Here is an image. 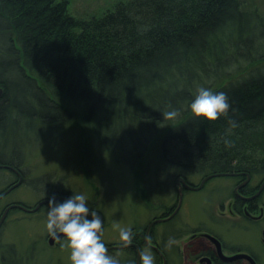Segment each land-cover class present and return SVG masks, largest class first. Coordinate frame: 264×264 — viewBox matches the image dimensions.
I'll list each match as a JSON object with an SVG mask.
<instances>
[{
    "label": "trees",
    "instance_id": "16d2710c",
    "mask_svg": "<svg viewBox=\"0 0 264 264\" xmlns=\"http://www.w3.org/2000/svg\"><path fill=\"white\" fill-rule=\"evenodd\" d=\"M199 86L227 93V117L193 116ZM0 88V164L18 166L10 138L29 144L80 117L130 165L153 145L177 177L263 175L264 13L243 0H121L87 18L63 0H0ZM171 108L181 115L165 121ZM127 251L120 264H136ZM26 263L14 246L2 254Z\"/></svg>",
    "mask_w": 264,
    "mask_h": 264
},
{
    "label": "rangeland",
    "instance_id": "374dc122",
    "mask_svg": "<svg viewBox=\"0 0 264 264\" xmlns=\"http://www.w3.org/2000/svg\"><path fill=\"white\" fill-rule=\"evenodd\" d=\"M63 1L72 14L87 18L121 0ZM243 3L246 8L256 7L264 13V0H243ZM103 127L107 133L106 126ZM23 135L26 134H20L24 138ZM29 141L27 144L25 140L24 145H20L19 138H10L8 141L10 149L13 147L15 150L17 145L15 151L20 154L15 170L24 174V180L0 200V215L8 202L23 201L34 206L48 192L66 190L70 196L74 193L84 194L88 207L103 215V241L107 246H112L119 243L118 232L112 228L114 222L143 234L151 221L170 219L179 210L172 212L178 199V177L170 169L162 171L164 167L157 164L153 157V145L141 161L130 165L132 162L127 159L131 160V152L120 151V146L115 150L102 147L97 137L86 129L80 117L39 138L31 136ZM156 170L159 175L155 173ZM191 179L200 183L202 177L192 176ZM14 180L15 176L8 169L0 168V190ZM234 181L231 177L214 178L202 191L185 194L182 204L186 202L187 209L178 211L179 214L170 222L163 220L153 225L149 232L152 239L165 246L169 238H173L176 241L172 246L174 257L179 260L176 255H180L178 247L186 229L202 224L228 237L230 213L221 205L224 202L227 204V199L232 196ZM47 211L46 206L32 214L18 209L6 214L0 229V264L2 254L10 246L15 247L26 264H71L70 250L61 247L63 240L54 245L49 243ZM252 235L255 243L259 244V233ZM154 250L152 247L155 264H158ZM116 251L121 261L129 257V251L125 249Z\"/></svg>",
    "mask_w": 264,
    "mask_h": 264
},
{
    "label": "flooded vegetation",
    "instance_id": "af4514ba",
    "mask_svg": "<svg viewBox=\"0 0 264 264\" xmlns=\"http://www.w3.org/2000/svg\"><path fill=\"white\" fill-rule=\"evenodd\" d=\"M2 165L7 166L6 164ZM0 168L8 169L15 176L14 181L8 184L6 188L0 190L1 196L11 186L17 183L20 177H23L22 180H24V174L20 173L18 169H9L7 167ZM200 177H202L200 183L195 182L193 179H191V177H183L186 183H184L183 181H178V178L176 179L178 184H180L178 187V191L179 188L182 187L183 197L182 200H180V195L178 192V199L175 203L176 205H173L176 207L171 210L172 212H174L176 209H179L178 211L182 209H187V203L184 202L182 204L184 195L187 193H195L202 191L210 180L219 177H231L236 181H234L232 196L227 199V204L226 202H224L221 205L222 208L228 209V212L230 213L228 219L231 221V224L227 230V232H229L228 237H226L225 234L221 231L206 228L202 224L191 227L189 230L186 229L185 231H183L184 237L181 238L180 245L178 247V254L180 255H176L180 258L179 260L174 257V250L172 247L166 248L163 244H160L156 240L152 239V244L156 245L163 253L162 256L156 250H154L158 256V264H254L252 260L256 262L255 264H263L262 256H264V168L263 175L260 180L259 177H261V175H251L244 172L208 174ZM12 190L10 192H12ZM10 192L3 195L0 200L4 199ZM54 193L57 194L58 199H64L67 196H70L66 190H61L58 193L55 191ZM47 197L48 193L42 196L38 203L34 206L23 201L8 202L2 210L0 220L3 214L7 211V209H9L11 205H23L27 209H34L41 202L48 201ZM47 204L48 202L41 204L39 208L34 212H38L41 208L46 207ZM14 209H18L29 214L34 213L30 212V210H24L19 207H13L8 210L7 215ZM90 209L94 210L93 208ZM178 211L176 212L174 217L168 219L166 222H170L175 219L176 216L179 214ZM4 222L5 221L2 222L0 229L3 226ZM132 232L134 234L132 243L133 245L127 248H120L116 250L134 249L138 254L137 246L140 248H143V246H145L144 237L146 236L147 230L146 232L144 231V233L140 235V238H137L138 232L134 230H132ZM256 232L260 235L259 244H256L253 240L252 234ZM50 237L51 236L48 234V239ZM62 240L63 238H61V240L56 239L55 243H60ZM114 245H119V243H116ZM226 257L231 259L227 260L225 259Z\"/></svg>",
    "mask_w": 264,
    "mask_h": 264
},
{
    "label": "clouds",
    "instance_id": "9594fccd",
    "mask_svg": "<svg viewBox=\"0 0 264 264\" xmlns=\"http://www.w3.org/2000/svg\"><path fill=\"white\" fill-rule=\"evenodd\" d=\"M188 107L193 116L216 121L222 116H228L231 105L227 93L214 92L210 87L199 86ZM162 114L165 121H173L180 117L181 112L171 108ZM228 123L232 128L237 126L232 119H229ZM225 144L231 146L227 140ZM47 200L46 230L54 239L63 238L61 247L70 250L71 264H120L119 253L109 254L103 241V218L88 207L84 194L74 193L64 199H58L56 193L48 192ZM112 228L118 232L121 248L132 245L134 234L130 227L114 222ZM144 240L145 246L138 249L139 264H155L152 236L146 235ZM175 243L173 238H169L165 247L171 248Z\"/></svg>",
    "mask_w": 264,
    "mask_h": 264
},
{
    "label": "water",
    "instance_id": "95a60500",
    "mask_svg": "<svg viewBox=\"0 0 264 264\" xmlns=\"http://www.w3.org/2000/svg\"><path fill=\"white\" fill-rule=\"evenodd\" d=\"M1 93H2V88H0V95H1ZM0 167H7V168H10V169H15L14 167H10V166H5V165H2V164H0ZM222 174H224V173H222ZM178 181H183L184 183H186L185 182V180H184V178L183 177H179L178 178ZM21 182H22V177H20L19 178V180H18V182L17 183H15L13 186H11L5 193H3L1 196H0V198L3 196V195H5L6 193H8L10 190H12L14 187H16V186H18V185H20L21 184ZM188 186V185H187ZM179 195H180V200H182V197H183V192H182V187H180L179 188ZM67 197H69V196H67ZM45 202H48V201H43V202H41L37 207H35L34 209H27L26 207H24L23 205H17V204H14V205H11L10 207H9V209L10 208H13V207H19V208H22V209H24V210H30V212H34V211H36L38 208H39V206L41 205V204H43V203H45ZM9 209H7V211L3 214V216H2V218H1V220H0V225H1V223L4 221V219H5V216H6V214H7V212H8V210ZM97 212V211H96ZM97 213H99V212H97ZM176 213V212H175ZM174 213V214H175ZM100 215H101V217L103 218V215L101 214V213H99ZM173 214V215H174ZM172 215V216H173ZM163 220H168V218H164V219H155L154 221H152L151 222V224L149 225V227L147 228V233H146V235H149V232H150V229H151V227L153 226V225H155L157 222H160V221H163ZM103 221H104V218H103ZM55 240L56 239H54L52 236L49 238V243H50V245H54V243H55ZM133 245V244H132ZM131 245V246H132ZM108 247V249H120L121 247L119 246V245H112V246H107ZM152 247L159 253V254H161L162 256H163V253H162V251L157 247V246H154V245H152ZM137 248L138 249H141L140 247H138L137 246ZM225 259H231V258H228V257H226ZM164 261H165V259H164ZM253 261V263L255 264L256 262L254 261V260H252ZM136 264H139V254H137V261H136Z\"/></svg>",
    "mask_w": 264,
    "mask_h": 264
}]
</instances>
